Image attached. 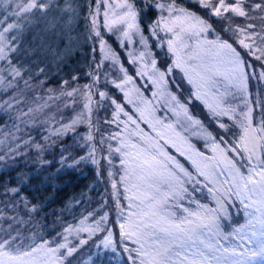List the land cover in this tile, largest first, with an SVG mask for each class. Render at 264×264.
Returning a JSON list of instances; mask_svg holds the SVG:
<instances>
[{"label":"rangeland","instance_id":"374dc122","mask_svg":"<svg viewBox=\"0 0 264 264\" xmlns=\"http://www.w3.org/2000/svg\"><path fill=\"white\" fill-rule=\"evenodd\" d=\"M3 1L4 5H9L8 0ZM110 2L126 5L129 0ZM13 3L5 14L11 17L9 23L5 24L6 28L14 27L27 18L25 13L31 9L33 0H17ZM78 3L83 7L79 10L78 22L73 20L71 29L64 28L61 31L58 28L54 35L46 32L45 22H50L55 15L49 12L25 36L24 47L32 42L29 47L32 54L48 50L54 57L55 46L64 39L56 57L62 60L75 50H81L79 56L84 59L82 47L88 43L92 49L96 47L99 59L103 55L114 62L119 73H122L116 84L126 92L127 99L135 100L139 105L133 111L140 117L139 121L131 114L125 116L120 124L122 134L116 133L117 146L124 149L122 163L125 171L122 179L128 184L130 195L135 200V212L131 214L133 226L128 228V234L138 243L146 262L174 263L183 258L185 264H264V171L257 174L253 184L255 199L251 200V205L258 211L260 224L259 233L253 237L256 248L253 252L226 250L220 243L222 233L217 212H224L228 196L215 161L222 167L232 187L239 193H247L241 182L240 169L226 148L218 142L212 143L210 134L201 130L198 120L188 114L186 105L177 101L175 94L171 93L167 87L166 72L156 66L151 42L172 53L171 64L185 70L195 87L196 97L207 93L217 102L214 113L239 114L238 120L244 130L241 146L248 158L258 160L260 145L264 142V127L252 123L247 76L240 57L228 47L227 42L207 38L205 32L208 25L194 12L178 6L174 0H162L163 12H157L151 20L156 29L151 32V40L141 34L135 11L125 7L118 17L125 29L118 35L129 42L126 54L135 67L136 77L147 89L145 95L144 90L125 71L116 53L109 50L108 42L101 53L99 41L94 46L93 41L87 39L89 32L85 28V17H88L90 9L95 12V4L87 0H78ZM104 12L105 9L101 7L97 24L107 34ZM35 15L40 17L38 12ZM107 19L111 23L115 19L113 13L110 12ZM132 33L136 34L140 42L136 48L132 47ZM145 80L151 87L145 84ZM221 98H227L228 103L219 104ZM92 103L95 105V101ZM117 113L122 114L119 109ZM167 115L170 120L164 118ZM187 133L208 139L210 153L205 154L195 147ZM168 146L189 160L210 183L215 202V208L203 205L199 215H193L192 220L184 223H179L173 217V211L165 207V204H171L179 197L182 175L187 174L183 164L168 151ZM175 246L183 247L186 254L170 255Z\"/></svg>","mask_w":264,"mask_h":264},{"label":"snow or ice","instance_id":"6c2138e0","mask_svg":"<svg viewBox=\"0 0 264 264\" xmlns=\"http://www.w3.org/2000/svg\"><path fill=\"white\" fill-rule=\"evenodd\" d=\"M92 3L95 4V12L90 9L88 17H85V28L89 32L87 39H91L94 46L99 41L101 53L104 52V44L109 40H114L116 47L109 44V50L118 52L119 56L123 57L121 63L130 67L131 62L124 55V50L128 48L129 42L118 35V33L124 32L125 25L118 17L124 12L125 7L134 10L136 23L141 34L146 35L151 40V32H155L156 29L152 21L144 24L142 16L147 13L163 12L162 0H129L126 5L113 4L110 0H92ZM230 5L236 6L240 11L237 12L234 8H229ZM82 7L78 0H33L31 9L25 13L27 18L11 28L5 27L11 17L0 13V16L4 17L0 20V29H2L0 30V105H2L0 106V120H3L0 129L7 134L6 140L9 141L5 144L6 151L0 152V165L6 166L9 158L18 160L33 152L37 156L46 155L47 150L53 148L57 140L68 139L71 136L73 147L79 149L82 154L73 156L68 153V148L61 146V165L69 170L78 168L82 163L93 166L96 169L97 177H99L98 182L105 183L107 187L97 201V207L91 210L85 208L78 221L74 220L70 224L61 225V231L56 232L54 236L45 238V236H40L37 233H33L32 236L25 235L26 232L33 231L34 225H32L31 217L36 211V206L31 205V201L26 196L21 197L19 202H12L9 195V193L14 196L20 195L25 182L23 175L17 176L19 181L17 187H12L11 181H9V186L0 185V188H4L3 193L0 194L8 197V202L4 205L3 211L6 212L11 207L16 213L10 220L5 218V222L9 225L7 228L0 226V264H72L74 260L76 264H83V257L80 254L89 244L93 245L95 251H89L87 264H105V257L108 256L109 250L112 251L113 255L120 250L122 238L118 234L123 225L119 223V215L113 217L111 207L119 197L109 195L110 190L115 186L109 181L115 182L119 175L116 166L123 159L124 149L117 146L118 138L114 135L116 133L122 134V125L117 127L114 121L123 122L125 116L129 114L135 116L136 112L133 111V108H138L139 105L135 100L126 98L127 94L119 84L115 86L109 84L108 77L113 75L112 70L109 69L107 74L103 70L111 62L103 55L97 60L95 58L96 47H94L92 50L93 59L83 77L88 81L87 83L73 88L72 85H78L82 79L80 74L76 73L71 77V81H61L59 97L52 95L49 100L40 97L39 100H33L32 103L35 107L29 106L26 112L21 109V105L26 103V93L35 90L32 87L33 77L30 70L24 67L20 59L22 52L25 56L29 52V49H24L25 36L37 27L40 19L46 17L49 12H53L55 15L50 22H45L44 30L46 32H51L54 35L58 28L61 31L64 28L71 29L73 20L78 22L79 10ZM101 7L105 9L104 27L107 29V34L97 24V14ZM202 7L212 20L222 23L223 32L220 34V39L227 40L228 47L237 53L241 61L244 62L246 69H251L259 84L261 80H264V27L256 24L249 13L255 14L264 10V0H207ZM220 9L227 10L221 11ZM37 12L40 13L39 18L35 15ZM110 12L113 13L115 19L108 23L107 18ZM259 18L264 20V15ZM230 19L245 21V23L243 25L237 24L235 28L230 23H223ZM228 32H231L237 39H229L225 35ZM125 34L127 35V33ZM131 39L132 47L136 48L140 42L135 33L131 34ZM156 63L158 64L159 61ZM257 66L259 67L258 72ZM169 71L174 72L175 68H171ZM26 74L29 77L27 80L25 79ZM40 74H44L43 70ZM21 81L24 83V89L18 91ZM46 82L44 81L42 84ZM136 82L139 84V77L136 78ZM145 84H148L147 80H145ZM102 85L107 86V91L100 90ZM148 87L151 85L148 84ZM94 89L99 91H94ZM50 91L55 93L56 90ZM144 92L147 95L146 88ZM9 93L14 94L9 96ZM112 93L114 95L108 99V95ZM4 96H8V99H3ZM21 96L25 98L21 99ZM55 99L66 101L63 104L64 111L71 110L73 113L69 122L66 123L63 118L57 121L53 116H46V113L51 111L50 100ZM94 101L98 103L94 105L92 103ZM105 103L112 108L111 116L114 117V121H110L109 117L106 116L102 127L98 120V113L104 110L102 105ZM184 103L187 104L188 101L185 100ZM216 103L207 93H204L202 97L194 98L188 107L190 109L194 104H199L202 111L207 107L209 112H213ZM227 103V98L219 100L221 105ZM130 105L132 106L130 107ZM56 106L58 109L60 108L59 103ZM117 109L122 114H117ZM12 111L17 112L15 117L10 115ZM41 115H45L46 118L40 120ZM4 117L8 119L4 120ZM28 117L32 119L31 124L28 123ZM93 117H97V119H93ZM211 119L214 121L221 120L218 127L222 128L223 123L227 122L229 118L217 116L213 112ZM9 120L11 126H9ZM48 121H52L53 124L50 129L47 126ZM34 128L44 129V131L37 133L42 139L37 140L33 136L32 129ZM80 128H84V131L81 132ZM24 129L29 130L27 138L23 134ZM16 133L21 134L17 135ZM221 136L227 140V136H224L222 131ZM41 166H43V162ZM21 206L23 212H21ZM24 216L28 218L24 219ZM127 260L128 257H125V264ZM109 264H113L111 259Z\"/></svg>","mask_w":264,"mask_h":264},{"label":"trees","instance_id":"16d2710c","mask_svg":"<svg viewBox=\"0 0 264 264\" xmlns=\"http://www.w3.org/2000/svg\"><path fill=\"white\" fill-rule=\"evenodd\" d=\"M8 1V4L12 5L14 4L13 1L16 2L17 0ZM83 1L86 2V0ZM87 1L92 2V0ZM174 1L178 6H182L184 9L194 12L208 25V28L205 32V36L207 38L218 39L219 41L227 42L226 39H220V34L223 32L222 23L212 20L208 16L207 11H205L202 7L206 4L207 0ZM3 3L4 1L0 0V13L5 15L8 13V11H10L11 7L9 5H4ZM217 7L219 9V5ZM228 7L234 8L237 12L240 11V9L236 8L234 5H230ZM220 10L223 11L227 9ZM156 14L157 13H147L146 15H143L142 19L144 24H148ZM249 14L256 24L264 27V20L259 18L261 15H264V10H261L259 13ZM2 19H4V17L0 16V20ZM223 23H230L233 25V28H235V25H243L245 21L230 19ZM225 35L229 39H237V37L233 36L231 32H228ZM63 43L64 39H61L55 46L56 50L54 51V57L53 54L50 53L51 51L48 50L32 54L29 49L32 42H30L28 46L24 47V49H29L27 56H25L23 52L20 54V59L23 62L24 67L30 70V73L33 77L32 87L35 88L34 91H29L26 93V103L21 105V109L25 112L29 106L35 107V105L32 103L34 99L39 100L40 97H43L44 100H49V97L52 95L59 97L61 81H71V77L76 73H79L82 79L78 82V85L73 84V88L77 86H83L88 82L83 79V77L88 71V65L93 59V49L91 48L90 44L86 43L82 47V56L84 59L79 56V52L81 50H75L71 56L60 60L57 57L59 55L60 47L63 45ZM108 43L113 47H116L114 40H109ZM151 46L154 50L153 56L155 57V60L159 61L158 64L156 63V66L160 70L166 72L168 84L167 87L171 93L175 94L177 101L182 104H185V100L188 101V103L185 104L188 114L191 115L192 118L198 120V125L201 127V130L210 134L211 137L209 140H211L212 143L218 142L220 145L226 148L228 154L234 158L240 169L241 182L247 193L237 192L232 187L222 167L217 161H215L220 179L227 191L228 196L225 200L224 212H217L219 227L222 233V238L220 239L221 246L226 250H231L234 252H239L242 250L253 252L256 248L253 237L259 233L260 224L258 221V211L251 205V200L255 199V188L253 187V184L257 179V174L260 171H264V142H262L260 145L259 159L250 160V158L246 156V153L241 146L244 130L238 120V113L234 112L230 115L215 113L217 116H227L229 118L227 122L223 123L221 128L218 127V125L221 124V120L214 121L211 119L214 111L209 112L207 107L204 111H202L199 104H194L189 109L188 105L192 103V100L194 98H199L194 95L195 87L192 84L191 78H188V75L182 67H177L171 64L172 53L170 51L168 52L161 47L153 45V41L151 42ZM115 53L121 63L123 57H120L118 52ZM124 55L128 59L126 49L124 50ZM95 58L99 60V52L97 49ZM121 65L124 67L125 71L132 76L134 83L140 89L144 90L145 87L142 85V81L139 80V84L136 82L137 77L135 74V67L132 65V63L130 67L122 63ZM169 66V69L175 68V71H169ZM109 69H111L113 73V75H109L108 77L109 84L115 86L119 78L122 77V73H119L114 62H111L103 71L107 74ZM41 70H43V75L40 74ZM244 71L247 76V90L249 92L248 100L252 109V123L255 126L264 127V119H262L264 118V80H261L258 84L257 78H255V74L250 68L246 69L244 67ZM258 71L259 67L257 66V72ZM28 78L29 77L26 74L25 79L27 80ZM44 81L47 82L42 84ZM41 85L43 89L42 91ZM23 89L24 83L21 81L18 91H22ZM52 89L56 90L55 93L50 91ZM100 90L107 91V86L102 85V89ZM94 91L99 90L94 89ZM13 94L14 93H9V96ZM111 95H114V93L109 94L108 99L111 98ZM20 98L24 99L25 97L21 96ZM3 99H8V96H4ZM65 102L66 101L59 99L50 100L51 111L47 112L46 116H53L57 121L63 118L66 123L69 122L73 113L71 110L64 111L63 104ZM58 103L60 105L59 109L56 106ZM96 103L98 102H95V104ZM102 106L104 110L98 113V120L101 122V126L103 127V121L106 116L109 117L110 121H114V117L111 116L112 108H110L107 103L103 104ZM239 109L241 110L242 107L240 106ZM58 113H61L62 115ZM10 115L15 117L17 112L12 111ZM46 116L41 115L39 119L44 120ZM133 117L140 121V117L137 116V113ZM164 118L166 120H170L169 115ZM7 119V117H4V120ZM93 119H97V117H93ZM114 122L116 123L117 127H120L121 122ZM2 123L3 120H0V124ZM8 123L9 126H11L10 120ZM28 123H32L31 117H28ZM47 126L49 129L52 128V121H48ZM79 130L83 132L84 128H80ZM13 131L15 132V129H13ZM28 131V129L23 130L25 138H27ZM41 131H44V129H32V134L37 140L42 139L41 136L37 135V133ZM221 131L224 133V136H227V140H224L223 136H221ZM16 134L20 135L21 133ZM6 135L7 134L4 133L2 129H0V152L6 151L5 144L9 142L6 140ZM217 137H219V139H217ZM233 137H235V139H233ZM190 140L192 141L193 145L201 152L205 154L210 153V146L207 145V142H209L207 141L208 139L190 135ZM61 146L68 148V153L73 156H79L82 154L79 149L73 147V140L71 136H69L68 139L57 140L54 147L47 150L46 155L37 156L36 153L33 152L29 155L21 157L18 160L9 158V160L6 162V166L0 165V185L9 186V181H11V186L17 187L19 186L17 176L22 174L24 177V187L20 191V195L14 196L9 193L12 202H19L21 197L26 196L28 200L31 201V205L36 206V211L31 217L34 228L33 231L25 233L27 236H32L33 233H37L40 236H45V238L54 236L56 232L61 231V225L70 224L74 220L78 221L85 208L91 210L97 207V201L103 194L105 187H107L105 183L98 182L99 177H97L96 169L93 166L82 163L78 168L73 170L63 167L60 163ZM13 147H15V145H13ZM167 149L177 158L179 162L183 164L187 170V174L182 175V187L180 188L179 197H177L176 200L171 201V204H165L166 208H169L173 211V217L179 223H184L188 220H192L194 217L193 215H199L201 206L203 205L210 208H215V202L213 199L210 183L197 172L196 168L182 154L176 152L169 146ZM42 162L43 166H41ZM68 163H71V161H68ZM116 167L119 170V175L116 177L115 182L109 181V183H114L115 185L110 190L109 195H117L119 197L117 202L112 204L111 207L113 209V217L115 218L117 215H119V223L123 225V228L118 234L119 237L122 238V242L120 244V250L116 251L114 255L112 251L109 250L108 256L105 257V264H109L110 259L113 261V264H125V257H128L126 264H141V262L142 264H150L146 262L142 250L138 246V243L130 237V234H128V228L130 225L133 226L131 214L132 212H135V200L130 195V188L128 184H126L122 179V175L125 171L122 160L117 163ZM28 177H30V179H28ZM3 191L4 188H0V193H3ZM7 202L8 197L0 194V226L4 228L9 226L8 223L5 222V218L10 220V218L16 214L11 209V207H9L6 212L3 211L4 205ZM21 212H23L22 206ZM27 218V216H24V219ZM90 250L95 251L92 244L86 246L83 249V252L80 254L83 257V264H87V257ZM179 253L184 255L186 254L183 247L175 246L172 248L170 255L175 256ZM72 264H76V261L74 260ZM164 264H185V260L181 258L178 262H167Z\"/></svg>","mask_w":264,"mask_h":264}]
</instances>
